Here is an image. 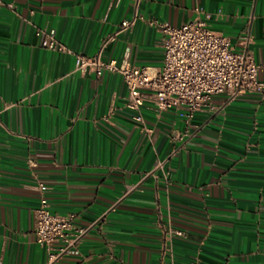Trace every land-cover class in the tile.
<instances>
[{
  "label": "crops",
  "instance_id": "obj_1",
  "mask_svg": "<svg viewBox=\"0 0 264 264\" xmlns=\"http://www.w3.org/2000/svg\"><path fill=\"white\" fill-rule=\"evenodd\" d=\"M197 9L236 49L248 41L264 84V0H2L0 264H47L42 196L90 226L54 264H160L169 228L182 232L164 255L175 264H264V89L215 95L189 122L147 101L142 124L126 106L119 70L163 64L150 21L179 26ZM38 28L66 49L43 47ZM111 35L103 58L119 70H75Z\"/></svg>",
  "mask_w": 264,
  "mask_h": 264
},
{
  "label": "built area",
  "instance_id": "obj_2",
  "mask_svg": "<svg viewBox=\"0 0 264 264\" xmlns=\"http://www.w3.org/2000/svg\"><path fill=\"white\" fill-rule=\"evenodd\" d=\"M197 11L199 15L194 20L179 26L168 21H150L162 33L164 60L160 68L127 64L119 70L114 60L103 58V49L114 38L111 35L95 54H75V70L101 77L107 68L118 69L128 88L126 106L135 112L134 118L142 124V108L147 101H152L159 112L176 109L189 122L215 95L226 94L231 99L246 92L263 90L264 84L259 80L261 65L247 49L248 41L243 42L245 47L236 49L227 36L208 26L206 18L200 15L201 9ZM136 18L137 15L131 20H123L119 31L133 25ZM36 34L41 37L43 47L66 49L55 30L38 28ZM176 152L174 149L171 155ZM89 227L79 224L74 213L51 212L46 196L41 197L35 209L36 240L46 248L47 264L58 262L75 249ZM173 234L181 235L182 232L171 228L165 231L160 264H175L173 257L164 259L166 250L171 249ZM191 264L202 263L196 260Z\"/></svg>",
  "mask_w": 264,
  "mask_h": 264
}]
</instances>
